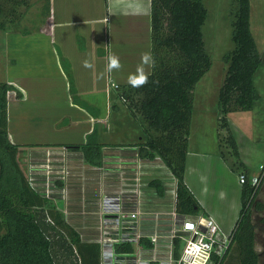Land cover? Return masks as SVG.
Returning a JSON list of instances; mask_svg holds the SVG:
<instances>
[{
	"label": "rangeland",
	"instance_id": "obj_1",
	"mask_svg": "<svg viewBox=\"0 0 264 264\" xmlns=\"http://www.w3.org/2000/svg\"><path fill=\"white\" fill-rule=\"evenodd\" d=\"M203 2L208 9L207 18L203 25V35L205 49L211 57L212 66L193 88L194 110L189 135V148L195 151L220 154V158L236 171L246 169L251 175H259L263 171L264 165V0H251V27L262 58L261 65L254 75V84L261 95L255 102L253 109L241 110L238 111L241 114L234 115L249 117L246 126H242L243 118H240L241 123L238 128H235L230 122L231 133L237 143V154L231 144L226 141L229 132L220 126L222 111L219 104V92L228 68L224 55L235 47L233 21L236 18L238 4L237 0H203ZM0 8L3 11L0 13V20L6 19L8 23L6 30H0V80H7L5 77L10 71L16 74L17 79H20L18 74L19 61L20 57L25 54L23 52L32 51L33 53L38 50L34 45L30 46L27 38L37 40L43 34L46 35L48 41L50 39L47 32L50 30L51 0H0ZM28 32L30 36L27 35V37L26 33ZM10 64L11 68H9ZM47 65L50 67V63ZM16 67L18 71H15L14 68ZM38 72H40L38 76L45 74L50 77L52 74L51 70L43 72L39 70ZM37 73L34 74L36 78ZM33 82L36 83L34 80ZM8 83L14 87L8 94L9 102L11 103V98L18 100L16 106H9L10 113L12 112L15 117L13 124L17 123L18 126H23V135L28 140L31 141L33 136H37L40 129L51 135V125L55 119H61L59 128L71 123V116L63 118V112L47 113L43 108L36 110L32 105H29L32 97L34 98V92L37 90L34 83L24 82V86L19 82L8 81ZM115 87L114 81V84L110 85L111 92L116 90ZM134 99L135 101L139 99L138 94L134 96ZM116 100L115 96L112 95V103ZM116 102L120 108L113 109L111 107L110 109L109 106L111 113L103 120L101 138H105L111 144L121 142L120 140L138 141L139 136H142V139L146 138L145 130L149 124L144 116L141 113L134 116L127 102L123 99ZM228 114L226 115L227 120ZM16 118L17 121H15ZM91 121L94 122V119L87 118L85 123L80 125L82 128L76 130L78 134L71 136V139L78 142L84 140L90 131L92 133ZM87 124H90L89 129H86ZM150 129L153 134L162 133L151 127ZM53 134L56 136L55 139H63L60 136L67 135L65 129ZM19 136L21 135L19 134ZM135 144V142L127 144L130 146L126 148L128 151V154L124 155L126 158L121 156L119 158V154L116 156L114 151L118 150L111 152L107 149L106 153L108 154L100 166L89 164L80 150H68L67 148H22L18 158L20 166L31 183L55 202L58 209L64 213L66 220L80 231L84 240L99 241L103 244L104 251L109 248L108 244L105 243L107 241L106 233L118 227L117 223L112 222L115 221V217L112 219L110 213L107 214L103 210L106 204L104 201L106 195L109 197L111 195H125L136 188L140 194L139 199L143 202L144 197H146L148 203L142 205L141 215L147 212L150 216L161 217L168 215L170 210L174 212L176 209V177L162 157L157 156L156 161L144 159L138 155L136 149L132 148V146H137ZM210 161L212 166L205 175V182L203 179L199 181V174L194 173L191 176L192 184L196 187L199 186L198 192L203 196L206 192H204L203 186H206V190L210 189L206 195L209 202L226 204L231 211L237 185L234 183L231 174H223L226 170L222 164L216 163L218 159L213 158ZM154 177H160L159 179L163 181L166 187L165 195L168 197L161 200L169 201L170 206L166 207L164 204L161 206L151 205L150 201L155 196L152 197L149 191L153 189L154 192H157L149 184ZM200 182L201 185H199ZM259 199H263L264 202V187H261ZM182 218H175L177 222L175 221L173 224L171 222L169 225L163 223L152 228L151 234L160 237L157 246L162 259L168 260L171 257L176 259L172 237L174 234L184 235L180 237L181 255L183 253L186 243L184 237L188 236L189 232L178 229ZM253 218L256 223L255 247L259 252V264H264V209L254 210ZM233 225L234 223H229L227 231H225L229 240V233ZM133 234H136V231H133ZM161 234L165 236L161 238ZM142 246L141 244V248ZM108 260L102 254L101 264H106ZM224 264H240L236 249L231 250Z\"/></svg>",
	"mask_w": 264,
	"mask_h": 264
},
{
	"label": "trees",
	"instance_id": "obj_2",
	"mask_svg": "<svg viewBox=\"0 0 264 264\" xmlns=\"http://www.w3.org/2000/svg\"><path fill=\"white\" fill-rule=\"evenodd\" d=\"M237 4L233 21L235 47L224 55L228 68L219 92L220 126L229 132L226 141L236 154L237 143L226 115L254 108L260 98L254 75L262 62L251 28V0H237ZM207 14L203 0H152V54L156 65L146 85L140 88L129 85L122 97L132 113H141L149 124L145 141L135 144L139 155L151 160L162 157L176 177L178 215H206L186 182L185 172L194 110L193 88L212 66L203 35ZM7 24L6 19H1L0 30H6ZM12 89L13 85L0 80V264H101L102 244L84 240L20 166L21 145L12 141L8 131V94ZM137 94L139 99L135 101ZM150 127L162 133L153 134ZM108 144L100 142L98 131L94 130L80 148L89 164L100 166L103 146ZM258 177L256 184L249 179L243 184L239 216L223 252L212 253L214 264H224L233 249L240 264H259L253 213L264 209V202L259 199L264 168ZM149 184L159 195L165 193L161 179L154 178ZM140 243L148 248L154 246L146 236L141 237ZM114 247L121 256L136 252L132 240L120 241ZM180 255L181 239L175 237L174 256Z\"/></svg>",
	"mask_w": 264,
	"mask_h": 264
},
{
	"label": "crops",
	"instance_id": "obj_3",
	"mask_svg": "<svg viewBox=\"0 0 264 264\" xmlns=\"http://www.w3.org/2000/svg\"><path fill=\"white\" fill-rule=\"evenodd\" d=\"M151 16L152 0H51L50 30L46 31L47 35H50L49 41L46 35L41 34V37L33 40L27 36L29 32L26 33L30 46L34 45L38 50H33V53L32 51L23 52L25 54L20 57L19 61L18 74L20 79H17L16 74L11 73L9 69L10 72L5 77L7 80L1 81L19 82L21 85L24 82L34 83L33 80L36 81L34 84L37 90L34 92V98L32 97L29 105H32L36 110L43 108L47 113L63 112V118L71 116V123L59 128L61 119H55L51 125V135L40 129L38 130V135L33 136L30 141L23 135V126H18L17 123L13 124L15 117L12 112L10 113L9 106H16L18 100L11 98L10 103V97H8V131L12 141L20 144L21 149H36L37 147L67 148L68 150H80L82 152L80 145L87 141L91 131L89 134L87 133L88 136L84 140L78 142L71 139V136L78 134L76 130L82 128L80 125H83L88 118L94 119V122L91 121L94 129L92 128L91 130L98 131L99 141L107 142L105 138H101L103 132L101 129L103 128L104 118L111 113L109 106L110 109L111 107L113 109L120 108L116 101L123 99V91L129 86V75L135 73L137 65L140 63L141 54L152 52ZM110 53L120 58L122 67L119 70L106 71L107 57ZM85 61H88L92 67H85ZM47 63H50V67ZM11 67L10 64L9 68ZM14 69L18 71L17 67ZM39 70L41 72L51 70L52 74H50V77L45 74L38 76ZM151 71L152 67L146 66V72L149 74ZM35 73H37V78L34 77ZM114 81L116 90L112 89L113 91L111 92L110 85L112 86ZM28 87L30 86L28 85ZM112 95L117 99L114 103H112ZM238 111L241 110L231 111L228 114L229 125L231 122L235 128L240 125V118L244 119L242 126H246L249 119L245 115L238 116L241 114ZM235 114L238 115L234 116ZM15 121H17V118ZM20 122L22 121L20 120ZM90 124H87L86 129L90 128ZM63 129H65L67 135L60 136L63 139H55L56 136L53 133ZM120 141L113 144L107 142L110 145L103 146L104 157L108 154L106 150L109 149L111 152L118 150L114 151L116 152L115 155L119 154V158L120 156L126 158L124 157V155L128 154L126 148L130 146L127 144L139 143L145 141V138L142 139V136H139L138 141ZM132 148L136 149L135 151L138 153V146H132ZM212 153L195 151L190 149L188 144L185 179L203 205L206 216L212 217L219 225L221 233L226 235L225 231H227L228 224H235L242 207L243 185L239 182L238 175L244 172L251 181L258 174L251 175L246 169L236 171L220 158V154ZM213 158L218 159L216 163L222 164L226 170L223 174H231L234 183L237 185L231 211L226 204L209 202L206 195L210 189L206 190V186H203L204 192L206 191L203 196L198 192L199 186L196 187L192 184L191 176L194 173L199 174V181L203 179V182H205V175L212 166L210 165V160ZM152 161H156V158ZM199 185H201V182ZM262 187H264V183ZM149 192L152 197L155 196L150 201L151 205L161 206V204H164L166 207L170 206L169 201L161 200L167 198L168 195H165V193L157 195L156 193L158 192H154L153 189ZM144 204H148L146 197L143 200ZM169 212L168 215H162L161 217L150 216L145 212L141 215L139 232L150 238L148 235L153 232L152 228L155 225L175 223L174 212L172 211L170 214ZM178 216L181 217L183 215ZM163 236L165 235L161 234V238ZM158 250L157 245L152 248L142 246L140 255L145 260L153 261L154 257L159 261L166 260L160 257ZM154 263L158 264V261Z\"/></svg>",
	"mask_w": 264,
	"mask_h": 264
},
{
	"label": "built area",
	"instance_id": "obj_4",
	"mask_svg": "<svg viewBox=\"0 0 264 264\" xmlns=\"http://www.w3.org/2000/svg\"><path fill=\"white\" fill-rule=\"evenodd\" d=\"M264 168V165H263ZM239 182L243 185L247 180V175L242 172L238 175ZM255 181V183H254ZM253 184L259 182L258 175L252 178ZM177 196V192L175 191ZM139 192L137 189H133L130 193L125 195H111L105 196L104 211L110 213L113 223H117L118 227L115 230H110L106 233L105 243L108 244V249L103 251V256L109 260L106 264H214L212 260V253L216 252L221 254L229 242V238L221 233L220 227L217 222L210 216L203 214L199 215H183L181 217V223L178 229L183 232H189L188 236H185V247L182 255L179 258L166 259L159 261L154 257L152 260H145L140 255L141 243L140 239L144 234L139 232V225L141 221L140 209L143 205L141 199H139ZM175 218H179L177 211H174ZM174 218V219H175ZM177 222V219H175ZM136 231V234H133ZM151 241L156 247L159 236L155 234H149ZM182 234H174L172 237H182ZM125 240H132L136 244V252L133 255H120L115 251V243ZM103 246V244H102ZM175 260V261H174Z\"/></svg>",
	"mask_w": 264,
	"mask_h": 264
},
{
	"label": "clouds",
	"instance_id": "obj_5",
	"mask_svg": "<svg viewBox=\"0 0 264 264\" xmlns=\"http://www.w3.org/2000/svg\"><path fill=\"white\" fill-rule=\"evenodd\" d=\"M156 60L152 52H144L141 54L140 63L137 65L135 73H132L128 77V83L133 88H140L146 85L149 82V74L146 72V66L155 67ZM84 66L87 68L92 67L88 62H84ZM122 67L120 58L110 53L107 57L106 71L112 72L113 70H119ZM158 83V81H154ZM255 183V181H254Z\"/></svg>",
	"mask_w": 264,
	"mask_h": 264
}]
</instances>
